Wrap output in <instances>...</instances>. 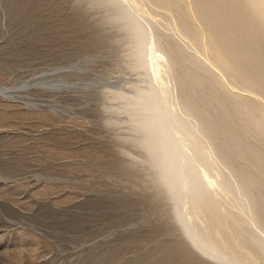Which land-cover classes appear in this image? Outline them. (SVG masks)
I'll use <instances>...</instances> for the list:
<instances>
[{
	"label": "rangeland",
	"instance_id": "obj_1",
	"mask_svg": "<svg viewBox=\"0 0 264 264\" xmlns=\"http://www.w3.org/2000/svg\"><path fill=\"white\" fill-rule=\"evenodd\" d=\"M123 3L168 33L177 24L161 3ZM112 13L92 0H0V264H221L186 239L131 141L124 96L147 83Z\"/></svg>",
	"mask_w": 264,
	"mask_h": 264
},
{
	"label": "bare ground",
	"instance_id": "obj_2",
	"mask_svg": "<svg viewBox=\"0 0 264 264\" xmlns=\"http://www.w3.org/2000/svg\"><path fill=\"white\" fill-rule=\"evenodd\" d=\"M92 1L113 10L143 70L147 85L124 96L131 141L186 239L221 264H264V0H194L197 23L186 0H153L176 16L171 33L123 0Z\"/></svg>",
	"mask_w": 264,
	"mask_h": 264
}]
</instances>
